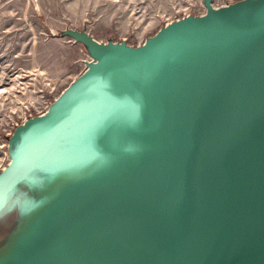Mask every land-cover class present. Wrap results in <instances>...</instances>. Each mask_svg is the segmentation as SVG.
Returning a JSON list of instances; mask_svg holds the SVG:
<instances>
[{
  "label": "water",
  "instance_id": "1",
  "mask_svg": "<svg viewBox=\"0 0 264 264\" xmlns=\"http://www.w3.org/2000/svg\"><path fill=\"white\" fill-rule=\"evenodd\" d=\"M207 7L188 33L144 47L79 35L98 59L22 127L0 178V216L14 213L23 228V203L41 200L29 196L31 181L67 176L59 151L112 79L153 64L198 79L135 82L112 127L102 107L100 133L71 146L67 178L79 175L82 151L97 161L110 151V185L100 190L97 174L30 264H264V0Z\"/></svg>",
  "mask_w": 264,
  "mask_h": 264
},
{
  "label": "rangeland",
  "instance_id": "2",
  "mask_svg": "<svg viewBox=\"0 0 264 264\" xmlns=\"http://www.w3.org/2000/svg\"><path fill=\"white\" fill-rule=\"evenodd\" d=\"M243 1L246 0H0V178L11 161L22 127L46 113L98 59L79 35L88 36L107 49L144 47L172 35L188 33L192 21L208 15L207 2L213 9H220ZM158 79L185 84L198 79V74L166 69L149 80ZM127 90L116 94L106 104L104 113L109 111L114 121L117 103ZM100 111L83 113L73 121L58 155L59 159H66L60 172L66 171L67 176L61 177L62 173L48 176L50 184L43 185L49 189H45L43 199L33 204L23 203L24 232L29 237L18 238L14 243L18 249L30 252L38 249L39 244L52 235L58 221L73 214L97 174L104 172L95 181L100 190L110 185L111 166L115 162L111 161L110 151H106L108 155L103 154L105 160L102 161L95 160L97 156L93 157L94 161L90 160L82 151L79 175L67 178L73 175L69 171L75 169V151L70 154L71 146L75 147L90 133L87 126L93 112L100 115ZM114 132L112 129L108 136ZM115 172L117 174L118 169ZM29 188L43 187L37 180L31 181ZM9 216L14 217V213ZM2 217L4 215L0 216V226ZM11 229L5 231L11 232Z\"/></svg>",
  "mask_w": 264,
  "mask_h": 264
},
{
  "label": "bare ground",
  "instance_id": "3",
  "mask_svg": "<svg viewBox=\"0 0 264 264\" xmlns=\"http://www.w3.org/2000/svg\"><path fill=\"white\" fill-rule=\"evenodd\" d=\"M166 69L167 68L165 66L153 64V65H146L143 67L124 71L123 73L119 74L114 79H112V81L100 92L101 97L94 104H92L93 102H91L88 105H85L83 108H81L79 113L76 115V118L82 115L83 113H85L84 115H87L88 112L95 111L97 109L101 110L102 107L104 108L106 104L110 100H112L116 94L129 88L135 82H138L140 80H143L149 77H153L155 75H158L161 72H166ZM101 121H102L101 116L93 112L92 120L87 126L88 128L87 131H89L90 133L86 134L87 136L84 138L85 140L88 139L92 135L93 132L100 133V129L102 128ZM113 121H114V118L111 117L109 120V124H106L104 127L106 126L112 127ZM78 143L81 145V143L83 142L80 140V142Z\"/></svg>",
  "mask_w": 264,
  "mask_h": 264
},
{
  "label": "crops",
  "instance_id": "4",
  "mask_svg": "<svg viewBox=\"0 0 264 264\" xmlns=\"http://www.w3.org/2000/svg\"><path fill=\"white\" fill-rule=\"evenodd\" d=\"M50 187L54 188V186H50ZM47 188L49 189V187ZM47 188L43 187V188L29 189L28 190L29 196L34 197V199L40 198L42 200L44 196L43 193ZM59 188H61V186H59L58 189ZM1 220L2 222L0 226V264H30L31 261L35 259L38 250L42 248L44 242L39 244L38 249L36 248L32 252L27 251V249L24 250H20L21 248L18 249V246L14 245V243L18 241V238L22 237L21 240H23L29 237V235L26 232H24L25 225L23 228L21 220L19 219L13 220L10 216L1 218ZM9 227L12 228L11 233L5 231ZM33 239L34 237L32 238V240ZM32 243L33 242H31V244ZM12 244L14 245V247H11V249L5 253L4 252L5 249ZM31 244L28 246L31 247Z\"/></svg>",
  "mask_w": 264,
  "mask_h": 264
}]
</instances>
